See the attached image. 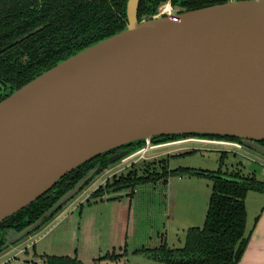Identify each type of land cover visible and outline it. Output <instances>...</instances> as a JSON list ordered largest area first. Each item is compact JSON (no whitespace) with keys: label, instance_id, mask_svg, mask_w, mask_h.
Masks as SVG:
<instances>
[{"label":"water","instance_id":"1","mask_svg":"<svg viewBox=\"0 0 264 264\" xmlns=\"http://www.w3.org/2000/svg\"><path fill=\"white\" fill-rule=\"evenodd\" d=\"M137 2L129 0L122 31L0 102V223L103 154L108 170L153 147L217 137L264 159V0L141 21ZM158 137L168 139L154 144ZM99 169L34 222L8 229L0 256L48 226L106 172Z\"/></svg>","mask_w":264,"mask_h":264},{"label":"rangeland","instance_id":"2","mask_svg":"<svg viewBox=\"0 0 264 264\" xmlns=\"http://www.w3.org/2000/svg\"><path fill=\"white\" fill-rule=\"evenodd\" d=\"M193 151V154H187ZM222 152L226 154L223 170L239 171L243 176L255 175L257 179L264 180V159L232 145L185 140L153 147L106 170L48 226L17 246H10L0 256V264H43L44 255L72 256L75 250L83 264H162L150 257L151 250L163 244L169 248H180L189 228L203 226L212 187L208 177L171 175L166 181L160 178L140 184L133 191L123 190L108 196L110 198L104 199L106 206L96 210L98 214L101 211V217H98L103 218L104 224L96 235L91 231L89 238L78 234L77 223H81L78 210L70 213L113 175L126 176L133 169L141 175V165L150 164V172L153 167L159 170V164L171 170L191 168L216 171ZM245 206V233L248 234L264 206V194L249 191ZM91 213L85 216L90 217ZM70 226L72 232L68 236V230H65ZM81 231L86 233L84 227Z\"/></svg>","mask_w":264,"mask_h":264},{"label":"flooded vegetation","instance_id":"3","mask_svg":"<svg viewBox=\"0 0 264 264\" xmlns=\"http://www.w3.org/2000/svg\"><path fill=\"white\" fill-rule=\"evenodd\" d=\"M225 1L138 0L136 18L141 21L175 8L198 9ZM128 2L0 0V102L58 62L122 31L127 25ZM259 145L264 147V142ZM3 226L2 222L0 247L7 229Z\"/></svg>","mask_w":264,"mask_h":264},{"label":"trees","instance_id":"4","mask_svg":"<svg viewBox=\"0 0 264 264\" xmlns=\"http://www.w3.org/2000/svg\"><path fill=\"white\" fill-rule=\"evenodd\" d=\"M162 139L153 142L166 141L168 137ZM195 151L187 154H193ZM225 155V152H222L220 166L216 171L191 168L171 170L167 166L162 167L159 164V170L157 167H153L154 170L152 169V172H150L151 168L149 166H152L151 164L141 165L140 169H143L141 175L137 173L136 169L128 172L126 176L120 175L117 177L113 175L95 188L85 202L88 203L90 199L101 200L105 195L123 190H133L140 184H146L160 178H164L166 181L171 175L188 174L208 177L212 181V187L203 226L189 228L182 247L168 248L164 244L151 250L150 257L163 264H238L248 245L251 234V232L245 233L247 218L245 199L249 191L264 194V180L257 179L255 175L243 176L239 171L229 172L223 170ZM96 164H100L99 171L106 170L108 166L107 154L100 155L65 175L52 190L36 202L4 220L3 227L7 228L6 231L9 228L19 231L37 220ZM258 218L259 216L255 218L253 227L256 225ZM15 223L18 226L13 228L12 224ZM42 260L43 264H83L79 259L69 256L46 255L42 257Z\"/></svg>","mask_w":264,"mask_h":264},{"label":"crops","instance_id":"5","mask_svg":"<svg viewBox=\"0 0 264 264\" xmlns=\"http://www.w3.org/2000/svg\"><path fill=\"white\" fill-rule=\"evenodd\" d=\"M130 191H133V190H130ZM114 194H116V193H114ZM114 194H111V195H114ZM111 195H105L102 197L101 200L100 199H90V201L88 203L85 202L86 201V199H85V201L82 204H80L78 207H76L72 210V212L70 214L75 213L77 210L79 212V220L81 221V223H77V231H79L78 234L80 236L82 235V237L85 236V237L89 238V236L91 235V233H90L91 231L94 232L93 235H96L98 230H100V226L103 225L104 223H103V218L102 219L100 218L101 214H102L101 211H100V214H98V211H96V210H99L100 208L106 206L104 199L110 198ZM108 196H110V197H108ZM90 213H91L90 217L85 216L86 214H90ZM99 215H100V217H98ZM258 216H259V218H258L256 225L254 227H252L251 230L249 231V232H251L250 239H249L248 245L244 251V254H243V256H242V258L238 264H264V206L261 209V212ZM246 222H247V218H246ZM80 225H81V228H80ZM83 227L85 228L86 233L81 231V229ZM72 228H74L73 224H72ZM67 230H68V232L66 233V235L69 236L72 232L71 226L68 229H66L65 232ZM51 231H48V232L50 233ZM41 238H43V237H41ZM51 255L69 256V257L77 258L81 261V259L78 257L76 250L72 256H70V255H55V254H51ZM44 256H46V255H44Z\"/></svg>","mask_w":264,"mask_h":264},{"label":"built area","instance_id":"6","mask_svg":"<svg viewBox=\"0 0 264 264\" xmlns=\"http://www.w3.org/2000/svg\"><path fill=\"white\" fill-rule=\"evenodd\" d=\"M203 142H209V141H203ZM212 142H214V141H212ZM214 143H217V142H214ZM218 144H223V143H218ZM225 144V143H224ZM228 145H231V144H228ZM232 146H235V145H232ZM235 148H238V149H240L239 147H237V146H235Z\"/></svg>","mask_w":264,"mask_h":264}]
</instances>
